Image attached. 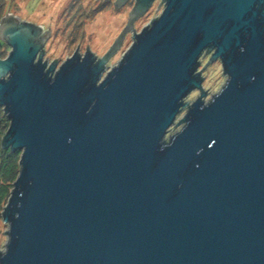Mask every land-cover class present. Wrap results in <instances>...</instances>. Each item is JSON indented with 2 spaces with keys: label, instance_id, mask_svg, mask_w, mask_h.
Segmentation results:
<instances>
[{
  "label": "water",
  "instance_id": "1",
  "mask_svg": "<svg viewBox=\"0 0 264 264\" xmlns=\"http://www.w3.org/2000/svg\"><path fill=\"white\" fill-rule=\"evenodd\" d=\"M161 3L104 77L122 39L47 66L50 32L0 20V146L21 152L0 264H264V0ZM205 50L227 75L206 102Z\"/></svg>",
  "mask_w": 264,
  "mask_h": 264
},
{
  "label": "rangeland",
  "instance_id": "2",
  "mask_svg": "<svg viewBox=\"0 0 264 264\" xmlns=\"http://www.w3.org/2000/svg\"><path fill=\"white\" fill-rule=\"evenodd\" d=\"M74 0H5L7 10H4L5 18L10 16H19L22 20L27 22H33L37 25H41L43 28L50 32V37L45 41L43 60L56 62L58 67L66 58L70 57L72 53L79 47V52L83 53L88 48L98 58L104 55L105 52L111 47L114 40L122 32L124 26L129 23L130 15L133 9L131 5H125L121 9H117L115 6L101 5V0H79L75 4L76 12L82 13L80 19L85 20L81 27L77 28L74 23L76 21L69 19L74 12L67 13L69 5ZM160 3V5H159ZM144 14L140 17H135L132 22L133 30L125 32L122 37V42L119 48L114 52L109 61L106 63L105 71L103 75L112 69L121 60L127 49L133 44V34L140 32L145 25H150L151 22L160 15L164 9V4L160 0H156ZM159 5L158 8H156ZM5 8V7H4ZM95 10V11H94ZM84 13V14H83ZM93 13V14H92ZM91 15L86 17V15ZM75 26V28H74ZM11 47L6 45L1 49L3 57L6 58ZM210 54H204L200 57V66L202 68L208 61ZM47 63V66L49 65ZM202 71L203 77V89H207V93L203 101H209L213 94L215 95L224 86L227 80V75L222 71L221 61L216 59L214 62H208ZM199 92L194 90L187 94L183 99V102L187 100L188 105L192 104L194 99L198 97ZM189 107L187 104L183 106L180 112L176 115L175 121L172 126L167 130V134L164 138L168 141L169 138L180 132L184 127L185 122H181L175 126ZM8 226L3 221L0 223V251H4L8 235L5 232Z\"/></svg>",
  "mask_w": 264,
  "mask_h": 264
},
{
  "label": "trees",
  "instance_id": "3",
  "mask_svg": "<svg viewBox=\"0 0 264 264\" xmlns=\"http://www.w3.org/2000/svg\"><path fill=\"white\" fill-rule=\"evenodd\" d=\"M77 1L74 0L68 7L67 13L70 14L71 12H74L72 16H69V19L73 21V19L76 21L75 26L77 28L81 27L85 20L80 19L82 16V13L76 14L79 9L75 7V4H77ZM5 7V8H4ZM5 0H0V20L4 16L5 11L7 10ZM95 11V10H94ZM84 14V13H83ZM93 14V13H92ZM91 14V15H92ZM91 15L87 14L86 17H90ZM74 26V28H75ZM7 44L3 42L0 39V58H4L1 52V49L3 47H6ZM9 120L7 118V115L4 114V111L2 107H0V144L2 141V136L5 134L6 130L8 129ZM164 142H166L164 140ZM20 151H12V150H3L0 146V223L3 221L1 220V213L3 210V206L6 204L10 191L13 187V182L18 176V170L20 168Z\"/></svg>",
  "mask_w": 264,
  "mask_h": 264
},
{
  "label": "flooded vegetation",
  "instance_id": "4",
  "mask_svg": "<svg viewBox=\"0 0 264 264\" xmlns=\"http://www.w3.org/2000/svg\"><path fill=\"white\" fill-rule=\"evenodd\" d=\"M120 0H101V5H109L111 4L112 6H115L117 9H121V7L125 6V5H131V6H134V3L136 0H124V2L122 3H119ZM156 1V0H155ZM162 1V0H160ZM154 3V2H153ZM142 16V15H139V17ZM44 32L48 31L46 30L45 28H43ZM49 32V31H48ZM51 34H49V37H50ZM123 35H120L118 37V39H116V42L115 43H120L121 39H122ZM204 54H206V50L204 51V53L201 55V56H204ZM48 63V61H47ZM49 64V63H48ZM201 68L198 67V69L196 70V72L200 71Z\"/></svg>",
  "mask_w": 264,
  "mask_h": 264
}]
</instances>
